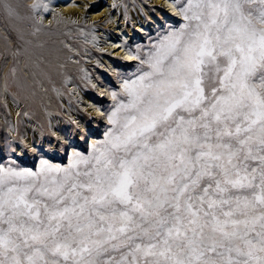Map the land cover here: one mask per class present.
I'll return each mask as SVG.
<instances>
[{
  "label": "snow or ice",
  "instance_id": "obj_1",
  "mask_svg": "<svg viewBox=\"0 0 264 264\" xmlns=\"http://www.w3.org/2000/svg\"><path fill=\"white\" fill-rule=\"evenodd\" d=\"M172 4L90 156L0 168V264H264V0Z\"/></svg>",
  "mask_w": 264,
  "mask_h": 264
},
{
  "label": "bare ground",
  "instance_id": "obj_2",
  "mask_svg": "<svg viewBox=\"0 0 264 264\" xmlns=\"http://www.w3.org/2000/svg\"><path fill=\"white\" fill-rule=\"evenodd\" d=\"M143 2L158 5L153 9L144 5L142 10L137 0H132V4L130 0H0V22L5 28V34L0 33V94L2 103L8 109L11 118L16 114H21L20 121L22 120L27 133L34 134L35 137L40 134L39 125L31 112L25 111L24 105L22 107L24 110H21L20 104L23 101L20 102L19 97L11 93L10 87L15 86L19 92H22L26 106L31 108L32 101L40 106L50 131L61 141L68 137L59 129L62 117L52 107L66 112L81 130L80 132L84 130L89 133L87 126L91 121L87 123L84 120L82 113L76 108L77 104L89 113L90 119L94 122L95 118H101L103 122H107L108 114L103 110L100 98L112 94L104 77L97 71L94 72L96 79L93 77L91 79V74L89 75L85 66L80 63L79 59H75L79 51L75 48L64 47L67 51L60 52L61 48H58L61 45L60 38L57 36L60 32L46 30L45 27H48V23L52 20H58L59 23L64 22L72 27L76 34L82 35L84 41L92 43L96 49L105 53L102 61L96 59L94 61L116 78L117 71H119L118 66L122 64L117 62V57L125 63L132 61V56L139 57L138 52L130 46L129 42L137 33L147 29L149 21L152 23L155 20L153 13L160 18L171 14L183 20L182 16L176 13L172 0H143ZM130 4L132 7L129 8ZM85 14L87 15L85 21L99 20L101 26L93 27L89 32L87 25H81ZM146 16L149 21H146ZM49 34L56 36L57 40L51 44L47 41L39 44L34 41L37 38L44 40V37ZM64 35L69 36V34ZM16 45H20L21 49H16ZM84 51L92 53L86 48ZM65 58L69 59L72 64H76L78 74L97 91L96 95H89L86 90L79 88L71 72L58 63L65 61ZM84 62L87 63L88 59L85 58ZM4 67H6L5 72L13 67L14 74L11 81H7L6 73L2 71ZM123 83L120 82L121 85ZM36 84L38 88L35 87ZM41 91L50 95L53 99L52 104L41 101ZM28 147L30 150H38L37 143L29 142Z\"/></svg>",
  "mask_w": 264,
  "mask_h": 264
},
{
  "label": "rangeland",
  "instance_id": "obj_3",
  "mask_svg": "<svg viewBox=\"0 0 264 264\" xmlns=\"http://www.w3.org/2000/svg\"><path fill=\"white\" fill-rule=\"evenodd\" d=\"M130 2L132 4V0H130ZM124 4H126V2ZM131 4L129 8L132 7ZM137 4L139 5V7H141L142 10L144 8V5H146L147 8L149 7L151 9L156 8L158 5L153 4L152 2L148 4V2H143V0H137ZM153 16L155 20L152 23L151 21H149L147 16L145 17L146 21H149L147 29L144 32L137 33L136 36H133L129 42L130 46L138 52L139 57H143L145 59L151 52L155 50V45L160 43L166 32L172 29H179L181 24L184 23V20L176 18L171 14L167 15L165 18H160L159 16L157 17V14L155 13H153ZM86 17V14L83 18L81 17L84 20L81 25H87V30L89 32H91L93 27L98 28L101 26L99 20L85 21ZM53 21L54 20L50 21L48 23L49 26L45 28L46 30L51 29L52 31L60 32V34H57V36L60 38L61 44L60 46H58V48H61L59 49V51L66 52L67 49L64 47L77 49V51H79V55H77L75 59H79L80 63L85 66V68L88 70L89 75L91 74V79L92 77L93 79H96V73L94 72L97 71L104 77L105 82H107V87L109 88L112 95L108 97H101L100 101L101 105L103 106V110L108 115H110L119 103L127 102L128 99L126 93L123 90V85H121L120 82H124L125 80H135L137 78V67L139 66L141 69L147 70V65L142 64L140 59H138L137 61L132 59V61L125 63L121 58L117 57V62L122 64L118 66V76H116L115 78L109 72H107V70L105 71L104 67L99 66L94 61V59H96L97 61L103 60V55H105L103 51H101L100 49H96V47H94L92 43H88V41L86 40L84 41L82 35L76 34L73 28L67 26L66 23H59L58 20L54 22ZM3 26L4 25L0 22V33L4 35L5 28ZM64 34H69V36H66ZM7 36L8 35H6V37ZM56 40L57 37L52 34L44 37V40H39V38L34 39V41L38 44L44 43L45 41L51 44ZM15 48L21 49L20 45H16ZM85 48L88 49V51H92V53L89 54L88 52H85ZM12 51L13 49L11 50V52ZM106 57H108V55ZM85 58L88 59L87 63L84 62ZM9 60H7V62ZM43 62H46V60H43ZM58 63L61 66L66 67L71 72L72 76H74L76 81L78 82L79 88H83L84 90H86L89 95L97 94V91L92 88L90 84H88V81L83 80L81 75L78 74L76 64H72L67 58H65V61H59ZM6 67L2 68V71ZM3 72H5V70ZM5 73L7 81H11V77H13L14 74L13 67L9 68V70ZM35 87L38 88V85L36 84ZM10 88L11 93L17 98L19 97L18 99H20V102L23 101L20 104L21 110L25 109V111L29 113L31 112L32 116L37 121L39 125V131L41 132L37 137H35L34 134L27 133L24 125H22V120L20 121L21 114H16L13 118H11L8 109L2 103V96L0 94V168H4L5 170L13 169L16 171H20L27 169L32 171H39L43 161H47L53 167L58 166L62 169L67 168L70 164L73 163V158L77 153L85 157L90 156L92 154L93 146L102 143L105 139L106 131L112 127L108 123V121L103 122L101 118H95L94 122V120L90 119L91 116L89 115V113L77 104L76 108L78 109V111H80V113H82L84 120L87 123L91 121L87 126L89 133L84 130L80 132L81 130L77 125H75L76 123L74 122V120L70 118L68 114H66V112H61L58 108L52 107L54 111H56V113L61 115L62 118L60 120L59 129L62 130L65 136L68 137L66 140L61 141L54 136L53 132L50 131L48 124H46L47 122L43 117L44 115L41 112L40 106H38L33 101L31 108L30 106H26L22 96L23 94H21L22 92H19V90L17 89V87L15 88V86H12ZM114 95L115 99L113 98ZM40 97L42 102H46L48 104L53 103V99L45 91L40 92ZM71 99L74 100V98ZM50 141L51 143H49ZM29 142L35 144L37 143L38 150H30L28 147Z\"/></svg>",
  "mask_w": 264,
  "mask_h": 264
}]
</instances>
